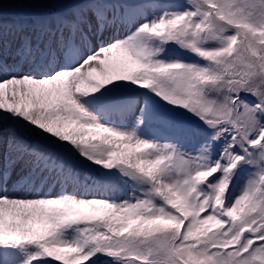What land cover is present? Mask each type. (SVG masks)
I'll return each instance as SVG.
<instances>
[{
    "label": "snow or ice",
    "instance_id": "1",
    "mask_svg": "<svg viewBox=\"0 0 264 264\" xmlns=\"http://www.w3.org/2000/svg\"><path fill=\"white\" fill-rule=\"evenodd\" d=\"M0 264H264V0H0Z\"/></svg>",
    "mask_w": 264,
    "mask_h": 264
}]
</instances>
